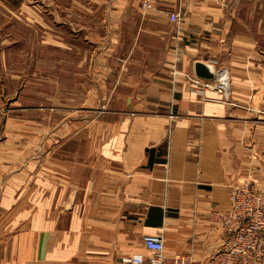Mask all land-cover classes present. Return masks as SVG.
Instances as JSON below:
<instances>
[{"label":"crops","instance_id":"1","mask_svg":"<svg viewBox=\"0 0 264 264\" xmlns=\"http://www.w3.org/2000/svg\"><path fill=\"white\" fill-rule=\"evenodd\" d=\"M140 1L29 6L70 52L68 83L48 107L38 82L0 110V264H124L148 253L145 234L207 264L230 186L264 189V0H181L177 21ZM196 61L226 75L227 96L190 82Z\"/></svg>","mask_w":264,"mask_h":264},{"label":"rangeland","instance_id":"2","mask_svg":"<svg viewBox=\"0 0 264 264\" xmlns=\"http://www.w3.org/2000/svg\"><path fill=\"white\" fill-rule=\"evenodd\" d=\"M54 1L58 8L68 4V0ZM32 3L33 0H0V110L16 104L13 100H17L19 96V87L25 89V93L19 96V101L32 102L31 93L38 82H40L42 90V105L48 107L50 103L52 104V100L50 101L52 87L56 83L61 86L68 83L64 72L66 66H69L68 63L66 65L65 58L69 57L70 52L68 49L65 50L64 46L54 47V43L49 40L50 32L47 20L48 25L44 24L46 25L44 27L40 23L33 24V15L28 12ZM45 4L47 6V3ZM90 31L96 35V32L91 28ZM60 33L64 39L65 32ZM95 49L92 44L88 46L89 72L92 75L97 69L95 58L91 57ZM79 50V47H73V71L77 67L79 68L77 64L79 54L75 53ZM117 60L108 58L106 63L110 68L108 75L110 81L113 79L114 72L118 70ZM44 114L46 112L42 110V115ZM42 119L45 123L48 120L43 117Z\"/></svg>","mask_w":264,"mask_h":264},{"label":"built area","instance_id":"3","mask_svg":"<svg viewBox=\"0 0 264 264\" xmlns=\"http://www.w3.org/2000/svg\"><path fill=\"white\" fill-rule=\"evenodd\" d=\"M181 0H141L142 9L157 8L170 21L180 19ZM171 2H177L173 6ZM190 82L201 89H213L228 95L229 82L225 74L214 73L211 78L192 75ZM229 208L214 212L216 220L226 227L221 246L210 256L207 264H264V189L244 180L230 186ZM147 254L134 252L120 257L124 264H200L183 254H164L163 239L158 234L143 235Z\"/></svg>","mask_w":264,"mask_h":264},{"label":"water","instance_id":"4","mask_svg":"<svg viewBox=\"0 0 264 264\" xmlns=\"http://www.w3.org/2000/svg\"><path fill=\"white\" fill-rule=\"evenodd\" d=\"M194 72L195 75L204 78H211L215 73L214 69L210 65L202 61H196L194 63Z\"/></svg>","mask_w":264,"mask_h":264}]
</instances>
